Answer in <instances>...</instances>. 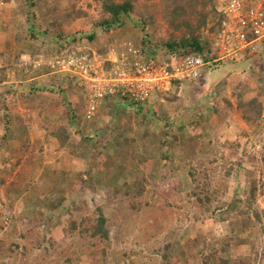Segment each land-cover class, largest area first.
<instances>
[{
	"label": "rangeland",
	"instance_id": "rangeland-1",
	"mask_svg": "<svg viewBox=\"0 0 264 264\" xmlns=\"http://www.w3.org/2000/svg\"><path fill=\"white\" fill-rule=\"evenodd\" d=\"M216 1L224 3L227 0ZM242 1L246 7L264 9V0ZM43 2L47 6L39 12L34 10L37 15L35 19L31 17V12L28 14L23 1L0 4L3 7L1 10L0 6L2 30L6 32V38L9 40L3 51L5 53H0V63L3 67L0 70V78L3 77V81L0 80V89L3 90L8 83V86H12L11 92H18L17 96L10 92L0 96V140L7 132L6 114L11 117L9 131H13L14 135L13 140H8L4 146L0 143V170L9 168L10 164L18 159L12 151H22L25 145L29 147V151L24 159L32 155L34 161L25 186L11 189L7 185L0 191V226H3L0 228V241L19 247L28 246V249L32 250L29 254L32 263L41 256V252L49 251L44 259L56 264L59 254L68 247H71L73 252L85 250V246H89L92 241L68 239L65 233L68 219L64 218L62 213L52 214L53 222L45 225L49 232L41 225L35 228L29 238L21 239L22 234L28 235L29 228H34L29 222L37 211H41L38 213L42 219L51 215L46 208L49 192L53 191L66 197V207H69L72 201L86 200L91 207H94V203L103 208L107 218L106 229L110 234V241L105 244L110 252H116L107 259V264H203L200 250L206 253L220 251L226 242L230 244L226 251V256L230 259L251 258L253 264H264V221L262 225L251 224L245 231L240 232V221L245 216L220 215L222 202L230 201L236 195L243 198L244 193L250 190L245 172L256 170L260 173L263 170L264 121L246 123L238 109L235 91L238 90L244 101L259 97L264 92V43L258 44L260 47L249 52L240 63L225 62L216 68L213 71V74H216L214 82L219 83L228 76L229 73L223 77L231 68L232 74L222 84L209 87L210 79L207 78L199 87L184 86L181 90V87H178V90L172 88L170 92L165 93V100L171 103L168 110L171 114H179L175 115V118L171 114L168 116V132L172 135L164 138L169 139L170 143H161L162 136L159 134H156L155 138L149 137L145 140L144 135L139 133L143 123L134 127L132 121L131 125L135 130L127 133L126 137L131 142L125 144L126 154H121V148L116 146L117 142H113L119 134L113 136L110 129L101 132V136L92 145H87L82 142V137L97 127L82 118V124L79 123L80 134L75 135V142H71L68 147L59 148L54 138L49 136L54 128L51 125L66 122L59 121V109L53 107L59 104V101L46 99L45 102L29 103L23 97L20 98L21 87L34 83L32 77L38 69L35 66L38 60L44 64L53 59V54L56 53L53 47H62L57 41L61 35L71 41L72 37L79 33H89L93 21L101 17L102 9L100 2L83 0L77 3V8L86 11L88 18L53 25L55 18L46 16L48 10L53 6L64 10L69 4L66 0ZM136 9L139 15L135 14L137 19L144 18L148 12L157 18L160 31L158 37L170 34L171 31L162 17L161 0H139ZM5 19H13L14 22L9 24ZM31 26L33 32L29 30ZM16 35H21L23 39L17 42ZM123 37L130 39L129 43H134L133 40L141 41L142 31L129 27L124 33L120 30L100 32L94 43L91 44L86 38L80 39L71 46V50L70 47L62 49V54L87 52L103 56L109 47L110 51L116 52V42ZM3 38L4 36H0L1 42L4 41ZM66 42L65 39L64 43ZM100 50L105 51L101 54ZM20 52L22 54L19 56ZM232 65H239L238 69ZM61 79L66 80L64 76H61ZM49 80L50 78L46 83ZM35 81H45V78L40 77ZM238 86H241V91ZM14 96L16 100L13 102ZM73 100L78 101L71 98V101ZM177 119L179 121L176 123ZM123 120L127 124L128 118L118 119L115 123L119 124ZM179 126L183 127L177 134ZM135 133L139 135L134 137ZM110 136L113 141L108 139ZM175 137H178L177 142ZM134 140L138 144L132 145ZM210 140L220 144L218 147L209 145ZM120 141L122 143L123 139ZM110 142L114 148L116 146V156L122 155L121 159L125 158L124 161L117 158L111 170L103 166L106 155L94 162H90L94 160L92 153L88 154V158H84L85 147L91 146L94 149L98 144L106 147L104 143ZM227 142L236 144L239 155H255L257 162L245 164L243 170H240L241 174L235 168L232 175H228L227 159L222 158V155L227 157L229 153L224 149ZM144 149L153 154L151 158L142 155ZM167 149L171 153L170 159L164 161L160 155ZM137 151L141 153L137 155L143 156L142 159L150 161L147 165L139 164V158H134ZM191 168L196 171L198 186L202 187L199 191L210 187L220 191L218 200L212 203L211 209H208L205 203H200L206 199L189 197L195 191L189 177ZM84 175H88L87 179ZM257 179L259 184L263 183L260 175ZM94 186L101 192L95 193ZM256 207L264 212V188L258 193ZM39 233L41 237L44 234L48 239L52 237L54 248L49 243L44 247L39 246ZM21 252L23 251L1 254L0 264H21ZM164 257L167 259L164 260ZM63 258L65 259L60 257L61 262L64 261ZM79 259L80 264H93L94 261L93 257L87 255Z\"/></svg>",
	"mask_w": 264,
	"mask_h": 264
},
{
	"label": "trees",
	"instance_id": "trees-1",
	"mask_svg": "<svg viewBox=\"0 0 264 264\" xmlns=\"http://www.w3.org/2000/svg\"><path fill=\"white\" fill-rule=\"evenodd\" d=\"M12 1H23V5L27 7L28 14L31 12V17L35 19L37 17L35 13V9L37 12L46 8V4H44V0H0V3L10 4ZM83 0H66L69 6L64 8V10L58 9L56 6L51 7L46 16L54 17L55 21L53 25H59L60 23H68L75 19L88 18V13L84 10H80L77 8V3ZM96 2L101 3V17L97 21H93L92 29L89 33H79L72 37L71 41L61 35L57 41L62 44L61 48H58L56 45L53 47L55 52L53 54V59L61 57L63 54L62 49H67L70 47L71 50L73 46L78 40L86 38L91 44L97 41V36L100 32H112L115 30H120L122 33L126 32L129 27L137 28L142 31V40L136 41V45L141 49V55L145 58H156L162 59L167 56H177L179 58H184L192 55L202 56L207 63L211 65V69L216 70L220 65L225 64L217 61V49L214 46V41L212 40V36L217 33L219 27L222 23V16L218 13L216 9V0H161L162 6V17L164 23L168 25L169 30L171 31L168 36L158 37L159 34V22L155 16L148 12L143 17H137L138 11L136 9V5L139 0H95ZM33 12V13H32ZM42 13V12H41ZM9 14V13H8ZM7 14V15H8ZM11 16V15H9ZM6 20V19H5ZM9 24L14 22L13 19L6 20ZM148 25H150L151 29ZM9 28V27H8ZM30 31L33 32V27L29 28ZM17 42L21 41L23 38L21 35H16ZM66 39V43L64 40ZM74 42V43H72ZM52 44H55L51 41ZM135 45V44H134ZM57 47V49H56ZM260 45H256L254 50H257ZM105 50H100L99 52L102 54ZM54 52V51H53ZM22 52L19 53V56ZM91 54V53H88ZM39 57V56H38ZM52 58V57H51ZM64 76L66 82L70 81L71 83L75 82V78L71 76H65V74L61 73H52V70L42 64L38 67L37 70L33 73V84L23 85L21 88L22 95L27 102L29 103H40L41 101L46 100L45 95L49 96L50 99H60L65 96V100L69 98V93L62 89L56 91L52 89L53 85H47V81L49 78L54 80V77ZM44 77L45 81H35L36 79ZM3 81V77L1 78ZM75 84L72 86L74 90ZM180 83L175 82L172 88H178ZM240 91L242 90L241 86L237 87ZM11 87H3V90L0 89V96L6 94L7 92L13 93L17 96L18 92H11ZM76 89V86H75ZM178 90V89H176ZM40 95H36V94ZM12 99L14 102L16 98ZM46 96V97H47ZM235 97L237 99V106L239 111L242 114V118L248 124H255L257 122L264 121V92L259 96L250 101H244L243 96L237 91H235ZM176 99V97L174 98ZM65 100H61L58 102L59 104L54 105L53 107L59 108L58 106H63L64 110L67 109V104ZM45 102V101H44ZM43 102V103H44ZM123 103V102H122ZM231 106V103H229ZM228 104V105H229ZM141 105V104H139ZM63 110L59 121H66L64 124L56 123V125H51L53 131H50V135L54 140L59 144V148L68 147L71 142L75 139L76 134H80V124L78 113L74 111V109ZM147 122L143 121V128L140 126L139 133L144 135L145 140L150 137V139L155 138L156 134L162 136L160 138V142L163 144L170 143L169 139H165V137H169L172 135L169 131L168 123L166 121L160 120L158 117L153 116V114L144 115ZM11 117L9 115H5L6 125L5 131L6 134L0 140L1 145H5L8 143V140H13L14 135L13 131H9ZM179 119L175 122L177 123ZM89 123V122H88ZM48 124V122H47ZM82 124V123H81ZM49 125V124H48ZM130 130L134 131V127L130 125ZM183 126H179V130L177 134L181 132ZM126 130L124 133L120 134L117 140V147L121 148V154H126L125 144L130 143L127 139V133L131 132ZM96 133V132H95ZM154 133V134H153ZM152 135H154L152 137ZM90 136V134L83 136L82 142L87 145H92V143L99 138ZM119 139V140H118ZM120 139H123L121 143ZM176 142L178 141V137L176 138ZM217 139V138H216ZM96 142V141H95ZM132 145L138 144L135 140ZM81 145V143H78ZM209 145H218L219 142L214 140L208 141ZM102 144H98L94 149L91 146L85 147L84 158H88V154L92 153L94 160H90V162H94L97 158H101V156L106 155V159L104 161L105 168H114V164L119 158L121 161H124L125 158L121 159L122 155L116 156V149L113 150L110 144L106 147L101 148ZM115 146V148H116ZM5 148L8 149L7 146ZM224 149H227L229 153H227V157L222 155V158L227 159V165L229 166V170L227 171L228 175H232L234 169L237 168L239 170H243L244 165L247 163L255 164L257 162L255 155H239L238 150L236 149V144L227 142L224 146ZM29 151V147L25 145L23 146V150L12 151L14 155L18 156V159L10 164L9 168H3L0 170V191L5 188L7 185L14 188H21L23 185L25 186V182L27 181V177L30 174V169L34 164L33 156L31 155L27 159H24L25 154ZM133 151L136 152L135 147H133ZM75 153L74 151H72ZM115 152V153H114ZM120 154V153H119ZM137 154H141L137 151L134 158H139L137 162H140L141 165H147L149 160L142 159L143 156L151 158L150 151L144 149L143 156H139ZM170 152L167 149L164 154L160 155L162 160L169 161ZM223 154V153H220ZM24 159V160H22ZM150 162V161H149ZM147 163V164H146ZM262 164L263 170L259 173V171H246L245 174L248 178L250 190L248 193H244L245 197L241 198L237 195L233 197L230 201L222 202V213L220 215H242L245 216L240 221V232L245 231L251 224L255 223L263 224L264 221V212H261L256 207V201L259 191L264 188V155H262ZM235 166V167H234ZM111 170V169H110ZM115 174V173H114ZM241 174V173H240ZM261 176V180L263 183L259 184L257 177ZM85 179L88 175H84ZM115 176H117L115 174ZM189 177L191 179L192 184L195 186V191L189 196L190 198H198V200L206 199V201H200L202 204H206L208 209L212 208V203L218 200V195L220 191L218 189L204 188L205 190H200V186H198V181H196V171L191 168L189 172ZM145 179V178H144ZM94 181V180H93ZM142 185V184H141ZM119 189V187H115ZM94 192H101L97 186H94ZM198 192V193H197ZM202 192H205L202 193ZM96 195V194H95ZM9 198H11L9 194ZM47 201V208L50 212V216L47 218H40L41 211H37L33 218L30 220L29 225H34V228H29L28 235L22 234L21 239H27L31 234L36 230L35 228L43 226V228L49 232L46 228V224H50L53 222L54 216L52 214L62 213L63 217L68 219L67 228H65V233L68 239L78 238L79 240L92 241L89 246H85V250L81 249L79 252L72 251L71 247H68L66 250H63L59 255L63 258V262L60 261L56 264H80V257L83 255H87L93 257V264H107V259L112 257L116 252H110L109 247L105 244L110 241V234L107 228V218L103 212L102 207H97L92 204L94 207H91L89 203L84 201H72L69 207H66V197L60 193L49 192ZM13 206V205H12ZM29 212V211H28ZM29 216V215H28ZM43 216V215H41ZM161 227V226H160ZM2 229L3 226H0ZM46 243H49L52 248L55 242L51 239L47 238V235L44 234L37 235V244L39 246L44 247ZM230 244L226 242L220 251H212L209 253L204 252L203 250L199 251V254L203 255V264H253L251 258H244L240 260H232L229 256H226V251L229 249ZM21 252V264H53L52 261H48V259H44L47 252H41L39 258L35 263L30 262L29 254L32 253L31 249H28V246L19 247L16 244L10 242L0 241V255L6 252L15 253L18 251ZM47 250V249H46ZM46 254V255H45ZM205 254V255H204ZM167 259L164 257V260ZM48 262V263H47Z\"/></svg>",
	"mask_w": 264,
	"mask_h": 264
},
{
	"label": "built area",
	"instance_id": "built-area-1",
	"mask_svg": "<svg viewBox=\"0 0 264 264\" xmlns=\"http://www.w3.org/2000/svg\"><path fill=\"white\" fill-rule=\"evenodd\" d=\"M223 20L213 35L217 61L239 62L264 43V9L246 7L242 0L216 3ZM159 61L145 58L134 43L126 42L115 60L101 61L96 55L67 52L45 62L52 73L69 74L82 93L86 114L92 120L108 98L147 104L154 96L168 92L175 82H195L210 65L202 56ZM39 61V60H38ZM36 62L40 67L42 61Z\"/></svg>",
	"mask_w": 264,
	"mask_h": 264
},
{
	"label": "crops",
	"instance_id": "crops-1",
	"mask_svg": "<svg viewBox=\"0 0 264 264\" xmlns=\"http://www.w3.org/2000/svg\"><path fill=\"white\" fill-rule=\"evenodd\" d=\"M0 6H1V10H2L3 7H2V5H0ZM2 20L0 18V22H1L0 23V36H4V38H3L4 41L1 42V40H0V42H1L0 43V53L2 52L1 54L5 53L3 51L6 49V45L9 43V40L6 38V36H8V35L6 34V32H4V30H2V28H3L2 27L3 26L2 25L3 24ZM128 40H130V39H128L126 37H123L118 42H116V46H118V47H116L117 48L116 52L110 51L109 50L110 47H109V49L103 54V56L99 55V57L104 62L106 60H108V59L115 60L117 58V56L119 55V52L123 48L124 44L126 42H128ZM133 42L136 43L134 40H133ZM262 44H260V45H262ZM8 53H11V52L8 51ZM84 53H87V52H84ZM255 56H257V55H255ZM246 57H247V55L244 57V59ZM159 59H160V61H166V60L172 59V57L167 56V57H164L163 59L161 57H159ZM0 61H1V59H0ZM238 63H240V62H238ZM232 64H237V63H232ZM232 66L235 69H238L239 65H232ZM2 68L3 67L1 66V63H0V70ZM209 68L210 67H206L204 69V73H205V77L204 78H205V80L207 78L210 79L209 87L217 86V85L222 84L223 81L225 79H227V77H229L232 74V72L230 71L231 70V68H230V70H228L229 72H227L225 75H223V77H224V76H226L229 73L228 76L224 78V80H222L220 83L216 82V81L214 82L216 74L215 73L213 74V71H215V70L214 69L210 70ZM223 77L221 75V78H223ZM53 79L54 80H51V78H50V80L47 83V85H53L54 87L52 89H55L56 91H59V89H62L64 91H67L66 93H69V98L67 100H65V96H62L63 98H60V99L56 98V100H58L60 102L61 100L64 99L66 104H67V106H68L67 109L65 108V110H68L69 107H71L70 109L73 108L74 111L76 113H78V116H76V117H78L79 121H80V119L82 120V118H84V106L81 104V99H80V96L78 95V90L75 89V86H76L75 82L71 83L70 81H68V83H67L66 80L61 79L60 76L59 77H54ZM0 80H1V78H0ZM30 82H32V81H30ZM3 84H5V83H3ZM62 84H63V86H62ZM74 84H75V86H74V90H73L72 86ZM196 84H198V87L200 86L199 82H197ZM201 84H203V82ZM184 86H185V88L186 87H192V86H195V84H193V83H185V84H183L181 86H178V87H181L180 88V90H181ZM6 87H9L8 83H7ZM10 87H12V86H10ZM212 88H211V90H212ZM176 89H178V88H175V90ZM164 96H165V93L161 94V95H156L148 102V104H144V105H142V104L141 105L134 104V103H131L129 101H123V100L119 99L118 97H116V98H108L106 101H104L101 104L100 109H99V115H97L96 119L93 122H91V124L96 126L97 128H95L94 131H90V136H93L94 134H95L94 137H96L97 135L101 136L100 133L103 132V131H106L108 129H110V132L112 133L113 136H117L116 134L120 135V134H122L121 132H124V131H126L128 129H129V131H131L130 130L131 122L133 121V126L134 127H136L140 123H143L144 120H145L144 122H147L148 120H146L144 115H147L148 113L149 114L151 113V114H153V116L158 117L160 120L166 121V123H168V121H167L168 120V116H169V114H171L170 111L168 110V108L171 107V103L169 102V100H165ZM48 97L49 96L45 97V99L53 100V99H50ZM71 98H75L78 101H74L73 100L74 101L73 102V101H71ZM164 104H167V105H164ZM58 107L59 108H57V109H59L60 117H61V114H62V111L64 110V107L63 106H58ZM175 115L179 116V114L176 113V112L171 114V116L173 118L176 117ZM130 116H131V118H130ZM124 118H128L127 124H126V121H124V120L121 121L119 124L115 123L116 121L118 122V119L122 120ZM133 126H132V128H133ZM136 135H139V134L135 133L134 137H136ZM111 136L108 138L109 140H112ZM105 142H106V140H105ZM104 145L107 146L108 143H104ZM110 146L112 147L113 150H115L113 143L110 142Z\"/></svg>",
	"mask_w": 264,
	"mask_h": 264
},
{
	"label": "clouds",
	"instance_id": "clouds-1",
	"mask_svg": "<svg viewBox=\"0 0 264 264\" xmlns=\"http://www.w3.org/2000/svg\"><path fill=\"white\" fill-rule=\"evenodd\" d=\"M212 40H213V36H212ZM81 54L82 53H84V52H80ZM85 54H88V53H85ZM91 56H92V54H90ZM97 57H99L98 55H96ZM169 57H171V56H169ZM99 59L101 60V61H103L100 57H99ZM159 61H160V59H159ZM219 62H222V61H219ZM239 62H241V61H239ZM224 63H225V61H224ZM229 63H238V62H229ZM206 67H210L209 69L211 70V65H208V66H206ZM205 67V68H206ZM204 68V69H205ZM209 70V71H210ZM65 75H67V76H71V75H69V74H65ZM72 77V76H71ZM205 73H204V70H203V76L199 79V80H197V81H195V82H192L193 84H195V85H198V84H196L197 82H199L200 84L202 83V82H204V81H206L205 80ZM77 82H76V79H75V84H76ZM187 83H190V82H187ZM185 84V83H184ZM183 85V84H182ZM180 86H181V84H180ZM76 89L78 90V95L80 96V99H81V104L84 106V120H86L87 122H89V123H91V122H93L95 119H96V116L97 115H99V110H98V112H97V114H96V116L92 119V120H89L88 118H87V114H86V107H85V105H84V102H83V100H82V93H81V90L78 88V86H77V84H76ZM172 89V88H171ZM170 89V90H171ZM170 90L168 91V92H170ZM165 93H167V92H165ZM164 94V93H163ZM102 104V103H101ZM148 104V103H147ZM101 106V105H100ZM100 109V108H99Z\"/></svg>",
	"mask_w": 264,
	"mask_h": 264
}]
</instances>
